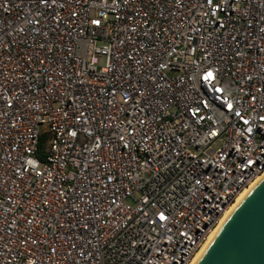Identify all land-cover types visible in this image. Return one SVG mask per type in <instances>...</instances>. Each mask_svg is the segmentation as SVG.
Returning a JSON list of instances; mask_svg holds the SVG:
<instances>
[{
	"label": "built area",
	"instance_id": "obj_1",
	"mask_svg": "<svg viewBox=\"0 0 264 264\" xmlns=\"http://www.w3.org/2000/svg\"><path fill=\"white\" fill-rule=\"evenodd\" d=\"M263 176L264 0H0V264H190Z\"/></svg>",
	"mask_w": 264,
	"mask_h": 264
},
{
	"label": "water",
	"instance_id": "obj_2",
	"mask_svg": "<svg viewBox=\"0 0 264 264\" xmlns=\"http://www.w3.org/2000/svg\"><path fill=\"white\" fill-rule=\"evenodd\" d=\"M194 264H264V176L226 217Z\"/></svg>",
	"mask_w": 264,
	"mask_h": 264
},
{
	"label": "bare ground",
	"instance_id": "obj_3",
	"mask_svg": "<svg viewBox=\"0 0 264 264\" xmlns=\"http://www.w3.org/2000/svg\"><path fill=\"white\" fill-rule=\"evenodd\" d=\"M260 179H257L256 181L252 182L249 187H246L242 192H240V194L237 196L235 202L230 206V208L225 212V214L223 215V217L221 218L218 226L211 232V234L209 235V237L207 238V240L205 241V243L203 244V246L201 247V249L196 253L195 257L193 258V260L191 261L190 264H194L196 259L198 258V256L200 255V253L202 252V250L210 243V241L213 239V237L215 236V234L217 233V231L219 230V228L221 227V225L223 224L224 220L226 219V217L231 213V211L236 207V205L241 201V199L246 195V193L259 181Z\"/></svg>",
	"mask_w": 264,
	"mask_h": 264
},
{
	"label": "trees",
	"instance_id": "obj_4",
	"mask_svg": "<svg viewBox=\"0 0 264 264\" xmlns=\"http://www.w3.org/2000/svg\"><path fill=\"white\" fill-rule=\"evenodd\" d=\"M46 138V135H42L40 138V142H39V151H42L41 149L43 148V142Z\"/></svg>",
	"mask_w": 264,
	"mask_h": 264
},
{
	"label": "rangeland",
	"instance_id": "obj_5",
	"mask_svg": "<svg viewBox=\"0 0 264 264\" xmlns=\"http://www.w3.org/2000/svg\"><path fill=\"white\" fill-rule=\"evenodd\" d=\"M131 202V201H130Z\"/></svg>",
	"mask_w": 264,
	"mask_h": 264
}]
</instances>
